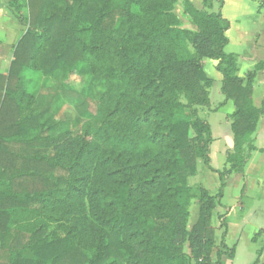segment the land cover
Segmentation results:
<instances>
[{
  "label": "trees",
  "instance_id": "trees-1",
  "mask_svg": "<svg viewBox=\"0 0 264 264\" xmlns=\"http://www.w3.org/2000/svg\"><path fill=\"white\" fill-rule=\"evenodd\" d=\"M216 1L215 12L204 10L214 0H203L202 10L189 0L10 3L29 29L0 75V264H221L222 251L211 259V216L223 178L243 174L255 150L264 96L256 108L252 86L264 63L238 77ZM179 2L195 31L180 27ZM203 59L217 61L220 93L234 106L233 148L217 172V195L198 191L197 220L187 230L192 193L184 177L197 160L214 172L211 129L195 109L209 106ZM80 62L110 82L95 114L76 131L60 122L55 137H32L48 111L38 108L34 77H42L40 89L64 92Z\"/></svg>",
  "mask_w": 264,
  "mask_h": 264
},
{
  "label": "rangeland",
  "instance_id": "rangeland-1",
  "mask_svg": "<svg viewBox=\"0 0 264 264\" xmlns=\"http://www.w3.org/2000/svg\"><path fill=\"white\" fill-rule=\"evenodd\" d=\"M258 3L260 8H264V0H258ZM210 5L209 8H204V10L210 12L214 9L217 10L219 6L216 0ZM174 14L178 18L181 28L196 30L188 15L184 13L182 2L175 5ZM28 29L27 26H23L19 22L17 15L8 4L7 6L4 3L0 5V45H3L0 58V75L7 74L13 49ZM225 53L235 55L228 49H225ZM204 60H202L203 70L206 76L212 80L211 86L207 89L209 106L195 109L198 118L207 122L211 129L213 143L210 146L209 157L210 168L214 172L209 170L201 160H197L194 173L186 174L184 177L185 185L192 193L186 212L185 227L187 230H190L197 220L199 207L198 191L205 189L212 196L217 195L220 185L217 172L224 169L222 167L223 162H225V156L230 152L226 149V142H228V136H230L231 132L230 115L234 112V106L229 101L225 102L220 93L221 81L218 77L219 73L215 69L217 61ZM245 75L246 73L242 79H244ZM26 77V74H24L21 75L20 79L23 81ZM69 79L71 83L65 86L66 90L55 93L53 90L45 91L40 89L43 87L42 77H34L33 83L38 96V108L42 110L47 107L48 111L43 117H38V132L32 137L39 140L55 137L56 131H54V128L56 126L54 127V125L60 122H63L64 127L70 132L76 131L83 122L85 124L91 120L92 115L96 112L99 98L110 85L106 75L99 70L92 69L86 62H80L74 68ZM51 84L53 82L49 81L47 86ZM254 89L253 101L258 104L264 95V81L260 79L255 81ZM80 103H83L85 108H87L83 112L79 111L78 105ZM262 128H264V119L261 122L260 133L253 144L256 147L264 148V130ZM45 152L47 158H51L54 154V151L51 152L48 147ZM258 159V161H261L263 169L254 170L250 173L261 177L264 172V154L259 156ZM241 175L243 174H230L223 178L226 190H223L224 188L221 190V197H224V204L220 201V205L215 208L211 216V226L214 230V250L211 259L212 262H215V253L220 250L224 254L221 258V264H264V196L248 194L246 197L245 191L247 187L240 181ZM53 180L54 178H51L50 183ZM239 197H242V201L237 203L235 208L227 206L232 199L235 200ZM250 202L253 204L249 206L251 209L242 214V211L245 210L244 206L247 207ZM221 216H224L225 219H220ZM259 231L261 233L257 234ZM253 237H255V241L251 242ZM223 244L226 249L223 248ZM182 247L184 255L188 260H192L187 243H182ZM190 264H193V262Z\"/></svg>",
  "mask_w": 264,
  "mask_h": 264
},
{
  "label": "crops",
  "instance_id": "crops-1",
  "mask_svg": "<svg viewBox=\"0 0 264 264\" xmlns=\"http://www.w3.org/2000/svg\"><path fill=\"white\" fill-rule=\"evenodd\" d=\"M15 0H1V4H7L10 6L11 2ZM189 2L198 10L203 9V0H189ZM222 6L219 8V12L225 20L229 23V28L226 31L225 35L228 39V45L225 49L230 50L236 56V63L238 68V77L242 78L245 73L251 71V69L259 62L264 63V8H260L258 0H222ZM11 7V6H10ZM12 9V7H11ZM13 10V9H12ZM218 10V9H217ZM217 10H211L210 12H215ZM3 45H0V58L2 53ZM205 59L204 61H206ZM206 63V62H205ZM205 69V67H204ZM218 73V72H217ZM218 75V74H217ZM220 81L222 76L218 75ZM264 81V71L257 72L252 88V103L256 108L260 107V102L256 104L253 101V94L255 93L254 84L258 80ZM264 119V115L259 117L257 127V132L251 136L252 142L257 138L260 133L261 122ZM259 127V128H258ZM264 130V128H262ZM213 143V141H212ZM226 149L231 151L233 148V137L230 132L228 136V142ZM224 146V145H223ZM255 150L251 152L250 158L248 159L245 167L244 173L241 175L240 181L244 183L247 187L245 195L248 194L264 196V172L261 177L254 176L253 173H250L254 170H262L263 166L261 161H258V157L264 154L263 147H256L253 144ZM226 158V156H225ZM225 160V159H224ZM226 164L223 162V167L225 168ZM221 168V169H222ZM220 169V170H221ZM260 173V172H259ZM242 179V180H241ZM244 179V180H243ZM223 190H226L224 187ZM240 198V199H239ZM238 199L231 200L227 204L228 207L235 208L236 204L242 201V197ZM224 204V197H221L220 200ZM244 201V200H243ZM252 202L249 205L244 206L245 210L242 211V214L248 212L252 206ZM239 211V210H238ZM241 213V211H239Z\"/></svg>",
  "mask_w": 264,
  "mask_h": 264
}]
</instances>
